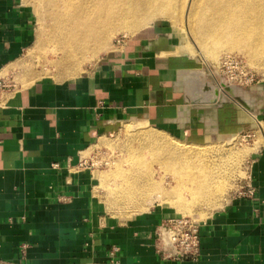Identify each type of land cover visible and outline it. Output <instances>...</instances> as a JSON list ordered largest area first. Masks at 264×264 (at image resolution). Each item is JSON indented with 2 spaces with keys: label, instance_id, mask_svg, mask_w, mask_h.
I'll return each mask as SVG.
<instances>
[{
  "label": "crops",
  "instance_id": "0c3cea01",
  "mask_svg": "<svg viewBox=\"0 0 264 264\" xmlns=\"http://www.w3.org/2000/svg\"><path fill=\"white\" fill-rule=\"evenodd\" d=\"M32 12L23 0H0V82L33 40ZM119 45L74 79L44 76L0 90V264H264L262 130L246 167L253 194L234 195L200 223L195 260L156 251L155 230L168 216L148 211L111 220L93 194L92 171H73L92 144L125 121L205 143L263 117L264 83L247 109L233 100L220 107L188 103L186 54L171 51L160 25Z\"/></svg>",
  "mask_w": 264,
  "mask_h": 264
},
{
  "label": "bare ground",
  "instance_id": "6f19581e",
  "mask_svg": "<svg viewBox=\"0 0 264 264\" xmlns=\"http://www.w3.org/2000/svg\"><path fill=\"white\" fill-rule=\"evenodd\" d=\"M33 3L39 24L47 27L46 39L57 46L54 78L77 77L83 62L90 61L100 51L110 50L109 39L114 33L133 34L156 19H168L176 26L184 22L189 35L202 41L207 54L215 55L222 48L238 43L248 57L264 59V0H33ZM42 39L38 37L33 49L42 48L45 40ZM35 77L27 79V84ZM185 83L190 95L195 97V79L189 77ZM124 127L133 141L125 143L122 149L128 155L124 158L128 166L124 168L122 163L111 162L110 169L101 172L109 188L106 196L109 206L124 209L120 214L146 210L151 194L181 211L219 196L223 189L214 168L222 158L219 161L215 156H206L210 146L183 141L166 133L164 136L161 131L146 126ZM154 163L162 169L158 179L154 178ZM167 173L174 183L169 187L164 186ZM95 174L94 178L99 179L98 173Z\"/></svg>",
  "mask_w": 264,
  "mask_h": 264
},
{
  "label": "rangeland",
  "instance_id": "374dc122",
  "mask_svg": "<svg viewBox=\"0 0 264 264\" xmlns=\"http://www.w3.org/2000/svg\"><path fill=\"white\" fill-rule=\"evenodd\" d=\"M23 3L28 6L31 12L33 11L32 14L34 16V21H35L34 37L31 44L29 45V47L26 49L23 56L21 57V59L18 61L16 65L13 66L12 73H9V75L5 78V80L0 82V90L11 88L12 84H16V81L20 82L21 85H26L34 75L37 76L35 77V79L40 78V76L44 77L45 75L47 77L53 78L56 81L69 80L63 78H54V76H57L56 74L57 66L55 65V61L58 60V55L55 54V52L58 51L57 46H55V44L53 45V43H50L46 39L47 27L46 26L42 27V25L39 24L38 13L36 10V5L35 3H33V0H23ZM149 25L162 26L163 35L169 37L170 45H174L172 38L176 36L175 39L177 42H179V44L176 47L172 46L171 51L174 48L176 49L178 48V49H182L183 51L182 52L180 51L179 53L178 49L177 51H175L174 49L173 52L178 54L181 53L186 54L185 57L189 60L190 64L188 65L191 68L190 70L182 71L181 78L182 79L184 78L183 79L184 82H187L189 77L195 79V83L193 84L195 97H192L190 95L188 91L189 88L185 83V87H186L185 90L188 99L190 100L194 99V101H196L198 104H202V103L206 104L209 102L213 103L215 101L226 98L235 101L236 98L244 105H248L249 103H251L253 99L252 91H250L252 90L251 87H253L257 82L259 84L264 83V59L260 60L258 58L248 57V55H246V53L239 46L238 43H233V46L231 48H222L219 52H217V54L211 55V54H207L206 51H204L201 40L195 39L194 36H192L191 34L189 35V33L185 28L184 22L180 24V26H176L168 19H156L154 22H152ZM169 34L173 35V37L172 36L170 37ZM131 35H132L131 33L126 34L123 32L114 33L109 39L110 50L115 48V45L117 48L120 46L119 44L116 43L117 39H122V40L127 39ZM40 36L43 37L42 41L45 39L43 41L44 44L42 48L33 49L35 44L37 43L38 37ZM105 53L106 51H100L90 61H85V63L83 62L80 65L81 67H79L80 72L78 71L77 75H80L81 73L89 69ZM228 55L234 56L235 59L237 60V64L233 63L230 65H222L223 58ZM216 74L221 76L223 83H227V85H231L228 89H226L227 92L222 87H220L218 80H216L217 79ZM28 76H30L31 78L29 79ZM17 77L19 79H17ZM210 80H214L215 84ZM4 84L10 86L3 87ZM221 88L223 89V91H225L224 93L222 92ZM230 91L233 92L231 93ZM126 125H130L135 128L146 126L151 130H153V128L150 127L146 122L125 121L123 122L122 125L119 126V128L113 134L108 135L107 138L103 137L100 140H97L95 142L96 144L95 143H94L95 145L92 144L94 146L91 145L90 150L83 154V159H86L88 162L93 163L90 169L92 171L93 176L97 175L95 174L96 172L99 175L100 180L97 178L94 179L93 194L98 199L106 217L110 218L111 220L113 219L117 222H124L127 219L140 213H144L148 211H159L163 214L162 215L163 217L188 216L201 223L204 222L214 210L222 207L226 202H228V200L234 195H236L244 186V180L247 176L246 167L251 155L250 152L254 150L260 142H263L261 130L264 133V113H263V117H258L257 119H253V121H250L247 124L245 131L237 133V135H233V137L229 136V137L218 138L217 136H211V140H208L206 142L205 140L200 141V142H205L200 144H205V145L207 144V146H210L209 148L211 150L209 149L208 151L209 153L207 152L205 154L206 156H210L211 158L216 157L215 159L219 161L220 158H222L221 162L219 163L221 164L222 167H219L220 166L219 164L216 165L215 168L217 170L215 171L214 168V172L216 173L217 176L215 175V173L214 175L216 176L217 181H219V183L221 182L222 185L221 187L223 190L221 191L219 196H214L210 201L207 202L202 201L199 202L200 204L195 203L190 208V210H186V211L178 210L170 203L165 204L161 202L160 198L157 197L156 194H151L150 196L151 198H149V200L145 204L146 210L127 212L124 214L122 212V214H120L119 211L121 212V210L122 211L125 210L124 209L117 210L115 208L117 210L116 211L112 207L113 204L109 206L110 204L108 203L109 199H107V197L109 196L107 194L109 188L105 184V181L102 179L101 175L102 173H105L110 169V165L108 163L111 162L119 163V164L122 163L121 165L124 168L128 166L127 162L124 160V158H127L128 155L126 151L122 149L125 143H128L130 141L132 143L133 141L131 139V135H128L129 133L128 130L124 127ZM163 131L169 133L171 136L176 137L169 131L166 130ZM160 133L164 136H166L167 134V133L165 134L164 132L162 133V131ZM214 149H216V151H214ZM84 169H85L84 167L83 168L76 167L73 168V171L80 172L83 171ZM152 170H154V174H155L154 178L158 179L159 172L160 171L162 172V169H159L158 165L154 163L152 164ZM165 180H166L164 183L165 187H169L170 185L172 186L174 184L171 179L170 173L166 174ZM184 195L187 198H189L187 193H184ZM108 207H110L111 209H109Z\"/></svg>",
  "mask_w": 264,
  "mask_h": 264
},
{
  "label": "built area",
  "instance_id": "2783aa9c",
  "mask_svg": "<svg viewBox=\"0 0 264 264\" xmlns=\"http://www.w3.org/2000/svg\"><path fill=\"white\" fill-rule=\"evenodd\" d=\"M117 44L122 43V39L116 40ZM237 64L234 56H225L222 60V65ZM10 85L4 84L3 87ZM92 162L82 159L79 163L80 167L91 169ZM244 180V186L236 194L238 196H251L254 192L253 187ZM199 226L200 223L188 216H173L163 219L155 230V248L156 251L167 257L175 259L189 258L195 260L199 253ZM24 248V247H23ZM118 251V247L111 249V254L114 255ZM114 263L117 259L111 258Z\"/></svg>",
  "mask_w": 264,
  "mask_h": 264
},
{
  "label": "water",
  "instance_id": "95a60500",
  "mask_svg": "<svg viewBox=\"0 0 264 264\" xmlns=\"http://www.w3.org/2000/svg\"><path fill=\"white\" fill-rule=\"evenodd\" d=\"M217 75V74H216ZM182 79V78H181ZM218 82H219V85L220 87H222L226 92L231 85H227V83H223L222 79H221V76L220 75H217V79ZM211 82L214 83V80H210ZM182 82H183V90H184V93L186 95V101L190 104H193L194 106H198V107H220L223 103H227V102H231L232 100L231 99H221V100H218V101H215L213 103H206V104H198L196 101L194 100H190L187 98V93H186V90H185V82L184 80L182 79ZM215 84V83H214ZM240 88V87H239ZM236 101H239L238 99L235 98ZM234 101V100H233ZM235 101V102H236ZM239 103L240 105H242L243 107H245L246 109L249 108V105H244L242 102H237Z\"/></svg>",
  "mask_w": 264,
  "mask_h": 264
},
{
  "label": "flooded vegetation",
  "instance_id": "af4514ba",
  "mask_svg": "<svg viewBox=\"0 0 264 264\" xmlns=\"http://www.w3.org/2000/svg\"><path fill=\"white\" fill-rule=\"evenodd\" d=\"M172 46H174V45H170V47H172ZM188 64H190L189 63V60L188 59H186V65H187V68H191ZM258 85H259V83L257 82L253 87H251L252 88V90H250V91H252V93H257L258 92ZM253 108H255V106L253 107Z\"/></svg>",
  "mask_w": 264,
  "mask_h": 264
}]
</instances>
